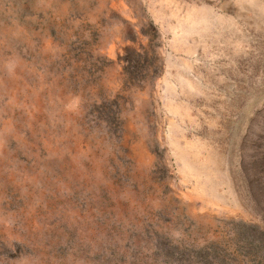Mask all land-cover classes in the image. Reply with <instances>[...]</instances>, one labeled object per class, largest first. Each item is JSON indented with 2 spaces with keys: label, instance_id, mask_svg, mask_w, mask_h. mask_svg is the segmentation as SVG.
Here are the masks:
<instances>
[{
  "label": "rangeland",
  "instance_id": "374dc122",
  "mask_svg": "<svg viewBox=\"0 0 264 264\" xmlns=\"http://www.w3.org/2000/svg\"><path fill=\"white\" fill-rule=\"evenodd\" d=\"M251 230L264 0H0V264H256Z\"/></svg>",
  "mask_w": 264,
  "mask_h": 264
},
{
  "label": "trees",
  "instance_id": "16d2710c",
  "mask_svg": "<svg viewBox=\"0 0 264 264\" xmlns=\"http://www.w3.org/2000/svg\"><path fill=\"white\" fill-rule=\"evenodd\" d=\"M253 230H251L252 232ZM253 236L244 241V247L248 256H252L256 264H264V230L252 232ZM215 250V249H214ZM201 264H222L223 259L215 252H201ZM207 258H209L207 260Z\"/></svg>",
  "mask_w": 264,
  "mask_h": 264
}]
</instances>
